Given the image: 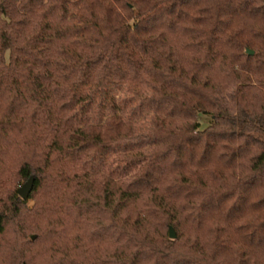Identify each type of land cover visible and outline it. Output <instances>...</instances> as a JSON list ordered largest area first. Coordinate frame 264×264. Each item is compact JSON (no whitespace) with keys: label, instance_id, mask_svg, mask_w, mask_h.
<instances>
[{"label":"trees","instance_id":"16d2710c","mask_svg":"<svg viewBox=\"0 0 264 264\" xmlns=\"http://www.w3.org/2000/svg\"><path fill=\"white\" fill-rule=\"evenodd\" d=\"M260 212L264 0H0V264H264Z\"/></svg>","mask_w":264,"mask_h":264},{"label":"rangeland","instance_id":"374dc122","mask_svg":"<svg viewBox=\"0 0 264 264\" xmlns=\"http://www.w3.org/2000/svg\"><path fill=\"white\" fill-rule=\"evenodd\" d=\"M91 11H92V15L86 12L81 6L71 9V12L73 13V15H75V18H76L75 22H76L77 28L85 29L86 28L85 26H88L93 31L95 28L93 25V21H95L97 25L101 23V20L99 18L100 11H98L96 7L92 8ZM112 93H114L117 98L124 100V105H127L128 107H130V105L139 106V103H141L144 106L147 104L146 103L147 100L144 101V98H143L144 94H140L142 95V97L140 98V97L135 96L132 92H129L128 94L116 88L112 89ZM143 93H145V91ZM134 115L137 117L138 121H140L144 125L148 124L149 121L147 120V117L144 114L140 113L139 107L134 108ZM198 119L201 122L200 123L201 128L206 127L210 121V118L208 116H203V115H200ZM28 203L29 205L32 204L30 202ZM263 219H264V213L260 212L259 216L257 217V220H263ZM260 239L264 241V226L261 227L260 231L255 234L253 238V242L258 244V240Z\"/></svg>","mask_w":264,"mask_h":264},{"label":"water","instance_id":"95a60500","mask_svg":"<svg viewBox=\"0 0 264 264\" xmlns=\"http://www.w3.org/2000/svg\"><path fill=\"white\" fill-rule=\"evenodd\" d=\"M248 53L251 54L250 52H248ZM32 183H33V178L30 177L25 182H23L21 184V186L18 188L17 194L21 199H23V200L28 199V196H29V194L33 188ZM168 230H169V238L174 239L175 238L174 230H172L171 227H169Z\"/></svg>","mask_w":264,"mask_h":264}]
</instances>
